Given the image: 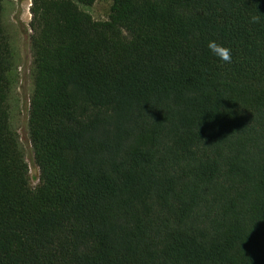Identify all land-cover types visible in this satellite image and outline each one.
<instances>
[{
	"label": "trees",
	"instance_id": "trees-1",
	"mask_svg": "<svg viewBox=\"0 0 264 264\" xmlns=\"http://www.w3.org/2000/svg\"><path fill=\"white\" fill-rule=\"evenodd\" d=\"M94 2L31 0V186L0 0V264H264V0Z\"/></svg>",
	"mask_w": 264,
	"mask_h": 264
},
{
	"label": "rangeland",
	"instance_id": "rangeland-1",
	"mask_svg": "<svg viewBox=\"0 0 264 264\" xmlns=\"http://www.w3.org/2000/svg\"><path fill=\"white\" fill-rule=\"evenodd\" d=\"M3 23L11 44L12 68L9 73L11 91L12 125L16 130L21 148L29 165V182L31 186L38 183V168L26 134L27 108L33 91V50L31 46V0H3ZM112 0H95L93 5L79 9L88 13L96 21L108 19Z\"/></svg>",
	"mask_w": 264,
	"mask_h": 264
},
{
	"label": "clouds",
	"instance_id": "clouds-1",
	"mask_svg": "<svg viewBox=\"0 0 264 264\" xmlns=\"http://www.w3.org/2000/svg\"><path fill=\"white\" fill-rule=\"evenodd\" d=\"M251 22L252 23L259 22V17L258 16L251 17ZM207 47H208L209 51L214 56H216L218 59H220L226 63H231L232 56H231V49L230 48L224 47V46L218 44L216 41H209Z\"/></svg>",
	"mask_w": 264,
	"mask_h": 264
}]
</instances>
